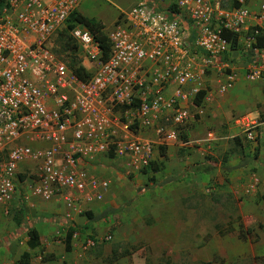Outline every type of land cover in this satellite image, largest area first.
I'll list each match as a JSON object with an SVG mask.
<instances>
[{
    "label": "built area",
    "instance_id": "1",
    "mask_svg": "<svg viewBox=\"0 0 264 264\" xmlns=\"http://www.w3.org/2000/svg\"><path fill=\"white\" fill-rule=\"evenodd\" d=\"M83 1L0 0L5 214L18 191L26 201L70 208L101 202L110 181L89 172L100 156L109 154L140 174L155 148L211 153L214 132L193 136L199 110L240 80L264 84V0H135L102 30L109 43L105 58L91 31L82 25L70 31L80 61L70 68L54 52V37ZM234 123L237 136L252 144L264 129L258 119ZM95 244L87 240L83 249Z\"/></svg>",
    "mask_w": 264,
    "mask_h": 264
},
{
    "label": "crops",
    "instance_id": "2",
    "mask_svg": "<svg viewBox=\"0 0 264 264\" xmlns=\"http://www.w3.org/2000/svg\"><path fill=\"white\" fill-rule=\"evenodd\" d=\"M132 1L135 2V0ZM234 60H237V58H234ZM208 80L210 82L213 81L214 76L210 75ZM263 86L264 84L252 85L244 80H240L225 95L218 96L214 94L215 101L211 108H205L204 106L203 110H199V106L192 105L194 111H200V116L196 119L194 129L198 133L193 130V136L195 133L199 136L202 135L203 131L205 129L208 130L209 127L219 130L216 136L220 140L214 144L212 143L210 148L213 149L216 156L222 155V159H224L223 168L216 170L220 166L219 160H217L218 162H205L204 153L201 149H182L178 147L155 148L148 170L144 173L133 174L132 186L126 192L127 194L124 193L125 196L115 197L122 201L134 199L136 202L138 201V204H112L110 199L106 197L110 191V186L109 191L104 197V201L98 204L95 202L92 204H79L75 208H70L64 203L41 204L40 213L36 216L38 220L33 222L35 218L33 220L27 218L28 222L26 221L29 226L33 224L30 226V231L34 230L37 233V245L44 249V253L55 252V254H61L63 252L68 255L71 254L70 256L73 258L78 257V259H82L85 254L81 250L85 241L104 236L112 237L109 231L113 230L114 236H118L119 240L132 241L134 239L131 231L132 225L138 224L137 219L134 218V214H130L134 207L138 209V206L140 208L141 206H148L151 215L155 217L159 216V210L163 206L162 209L170 207L180 210V222H184L182 214L185 212H192V218L189 219V214L186 223L187 228H183L180 232L168 233L167 231H162V235L159 234L158 239L154 240L148 236V241L160 242L156 245V248H151L152 252L156 253V259L154 262H149L148 260V264H184L188 263V257L195 264L205 261L206 257L204 255L213 256L215 254L228 259L235 257L234 264H264V253L260 255L258 252L259 249H264V204L237 203L230 196L232 202L236 203V213L241 216L244 229L241 230L240 225L242 224L235 217L234 223L231 222V224L233 223L232 230L226 231L220 229L213 232L211 238L215 240V243H208L209 248L207 247L201 252L199 250L201 242L199 227H201V224H205V222L212 224L218 222L221 218L204 219L203 215L201 216V214L197 213L198 208H201V204H196L197 195L195 194V188L191 189L193 185L199 184L202 186L201 191H203L205 186L212 187L211 184H214L215 191L220 190L217 191L219 194L227 196L228 188L234 197L237 194L242 196L246 189L253 192L255 187L258 186L257 189L260 196H255L254 199H264V129L261 132L259 130V136L254 144L256 145L258 154L253 160L248 159L245 153L242 154V152L229 149L231 141L236 138V135H239V130L234 123L235 119L246 117L262 120L259 116V110L260 106L264 104ZM114 164L115 168L120 167V161ZM245 164L250 165L255 171L250 170L252 173L250 171L248 173L245 172L250 167L244 166ZM105 165H108L107 161H105L104 156H100L92 163L89 172L97 178L112 181L113 171L109 170L107 172L102 170ZM252 181L256 183L254 189H250ZM176 187L177 189H175ZM144 189L153 190L156 196H158L157 198H161L162 200L156 198L150 201L148 196V198L143 197L144 200L147 199L145 204H140L138 200L139 196L148 194L147 190L143 191ZM190 195L193 197H189ZM183 198H188L192 204H184ZM163 200L168 204H156L159 201L163 203ZM28 205L31 209L34 206H38L32 201ZM212 205L217 206L221 204L215 203ZM214 208L223 210L224 206ZM110 211L114 212L108 215ZM104 212H107L105 218L94 219ZM160 214L165 215V211ZM254 220H256L255 226H258V228H254L255 226L251 227ZM226 222L228 223L227 220ZM150 223L151 228L158 232L152 224V220H150ZM225 227L227 228V226ZM69 232L72 233V237L69 244H66V234ZM219 233L222 234L218 235ZM165 234L170 236L169 240L176 242L173 246H170L169 243H164ZM135 238L140 240L146 239L143 235L135 236ZM20 239L21 237L14 238L8 235L2 241L0 237V264H4L8 258L12 259L15 257L19 260L22 254L29 253L30 250L27 246L30 241L29 235L24 239L22 238V240ZM111 239L113 240V237ZM224 239H228L227 242H233L229 245V249L234 248V251L227 250L225 246L224 248L221 247L219 243ZM213 240L210 239L211 242ZM240 243H247L249 245V252L240 253ZM151 245L153 246V243ZM148 247L150 248L149 245ZM186 254H188L187 258ZM173 256L181 258L179 261L170 262L168 258H172ZM138 257H140L138 251L132 252L129 250V252L126 251L124 253H116L114 251L113 259L111 261L107 260V262L108 264H147V260L144 257ZM256 258L258 259L255 262ZM36 259V261L30 259L27 264H38L39 258ZM95 263H99V261L96 260ZM207 263L213 264L212 261H207Z\"/></svg>",
    "mask_w": 264,
    "mask_h": 264
},
{
    "label": "rangeland",
    "instance_id": "3",
    "mask_svg": "<svg viewBox=\"0 0 264 264\" xmlns=\"http://www.w3.org/2000/svg\"><path fill=\"white\" fill-rule=\"evenodd\" d=\"M134 4L135 2L132 0H84L81 5V8H79L78 13L81 14V16H83L84 18L92 19V20H95L96 22L103 24L105 26V29L109 30L114 25L119 15L121 13L129 11ZM65 32L66 33H63L62 37H57L53 44H54V52L56 53V55H58L60 58H62L67 63L71 61V58L75 57L76 53H74L73 51L75 52L77 51L78 53V50H77L76 44L72 40H69L70 38L69 30L67 29ZM67 41L71 48L68 53L65 52L63 49V42L66 43ZM259 114H260L259 115L260 118H264V104L260 106ZM205 130L203 131L202 135H200V137L204 136L206 132L208 131L214 132L217 135L219 133V130H217V128H214V127H209L207 131ZM194 131L198 133L196 130ZM218 140L220 139H218L217 137V140L214 143L218 142ZM229 149L235 150V151L241 150V152L242 153L244 152L246 154V157L250 160H253L255 158V155L258 154L256 151L257 150L256 145L248 141L247 142L241 141L239 145H237V143L234 142V140H232L231 146L229 147ZM104 159L105 161H107L108 165H105L104 169L102 168V170L107 171V172L111 170L113 171V174H114L112 178L114 181L113 180L110 181V191L106 195L107 199H110L112 204H133V203L138 204V201L136 202V200L134 199H130V201L128 199L127 201H122L121 199L118 200L117 198H115L117 196H125L124 193L127 194L126 192L132 186L133 174H131L128 171L125 165V162L119 159H115L113 158V156L109 154L105 155ZM204 160L205 162H209V161L215 162L219 160L220 166H218L216 170H219L223 168L224 166L222 155L216 156L213 150L211 153H206L204 155ZM119 161H120V167L115 168L114 163H118ZM246 165L247 164H245L244 166ZM124 166L126 169L124 168ZM247 166H250V165H247ZM250 170L255 171L250 166L248 167V170L245 172L248 173ZM250 173L252 172L250 171ZM253 183H251L250 185H252ZM211 185L212 187L205 186L203 188V191H201L202 186L199 184H195L191 187V189L195 188V194L197 195L196 204H201V208H198L197 213L201 214V216L203 215L205 217L204 219L206 218L215 219L216 217L221 218L220 220H218V222H214L213 224L210 222H205V224H201V227H199V230L201 232V242H200L199 250L201 252L205 248H207L209 244L215 243V240L211 238L213 235V232L219 231L220 229H223L226 231L232 230V224L234 223L235 217L242 224L240 225L241 230L244 229V225L241 221V216L236 213V207H235L236 203L232 202V200L230 199V196L237 203L245 202L244 204H264V199H258V200L254 199L255 196H260L258 194V189H257L258 186L257 187L254 186L255 187V190H254L255 192L253 191L254 193L250 191L249 189H246L242 196L237 194L233 197V194L230 193V189L227 188L228 194L227 196H224L223 194H219L217 192L220 190L215 191L214 184H211ZM175 189H177V187ZM145 190H147L148 194H146L145 196H142V195L139 196L138 200L140 201V204H145V201H147V199L144 200L143 197L148 198L149 196L150 201H153L158 197L153 192V190L144 189L143 191ZM189 197H193V196L190 195ZM188 198H183L184 204H192L191 201L188 200ZM157 199L162 200L161 198H157ZM31 201L34 202V204H37L38 206H34L31 209V207H29L28 205L31 203ZM163 201H164L163 203L162 201H159L156 204H168L167 202H165V200ZM213 202L217 204H221V205L213 206L212 204H215ZM59 203L61 202L52 201V202L46 203V202H43L35 198L29 199L28 201H26L22 198V194L20 191L16 192V195L13 198V201L9 205L8 213L5 214L4 210L0 209V237L2 241L8 235H11L14 238L21 237L20 240H22V238L24 239L30 232V226L33 225L32 224L29 226L26 223L27 218H30V220H33L35 218L33 222H36V220H38L36 216L38 213H40L41 204H59ZM219 206H224V209L219 210L217 208H214V207H219ZM162 207L160 208L159 212L162 213L165 211V215L158 213L159 216H155V217L151 215L150 209L148 206L147 207L141 206V208L140 206H138V209L137 207H134V209L131 210L130 214L133 213L134 218H136L138 222V224L132 225L131 231L134 236V239L132 241H128V240L124 241L122 239L119 240V237L118 236L115 237L113 234V230L111 229L112 231H109V232L111 236L113 237V240L112 239L108 241L104 240V238H107L106 236L102 238L98 237L97 239H91V240H94L96 244L94 247L87 249V250L83 249L84 248V245H83L81 251H83L85 255L83 256L82 259H78V257L73 258L70 256L71 254L68 255L63 252L61 254H57V253L55 254V252L44 253L43 248H41L37 244L30 247L28 245L29 244L28 242L27 246L30 250L29 253L22 254L19 260L16 259L15 257L12 259L8 258L4 264H22L24 261H26V259L27 261H30V259L36 261L37 260L36 258H39L38 264H108L107 260L108 261L112 260V257H114V251H116V253H121V252L124 253L126 251L129 252V250H131L132 252L138 251L139 256H140L138 258L144 257L147 260V264H148V260L149 262H154V260L156 259V253L152 252L151 248L152 247L156 248V245H158L160 242H150L148 241V236H150L154 240V239H158V236H160L159 234L162 235V231H165V232L167 231L168 233H176L178 231L180 232L182 231L183 228H187L186 223H187L189 214H190L189 219L192 218V212L190 213L185 212L182 214V217H183L182 220L184 222H180L179 220L180 213H181L180 210L172 209L170 207H168V209H165V208L162 209ZM141 210L143 211L140 212ZM121 213H122V210H121ZM150 220H152V224L155 226V229L158 232L154 231L151 228ZM226 220L228 221V223L226 222ZM141 221H143L144 224ZM231 222L233 223L231 224ZM255 222L256 220L253 221L251 227H254L256 225ZM225 226H227V228ZM254 228H258V226H255ZM140 234L146 237V239L140 240V239L135 238V236L136 237L141 236ZM221 234L222 233H219L218 235H221ZM164 236H165L164 243H169L170 246H173V244L176 243L175 241L169 240L170 236L168 234H165ZM210 239L213 240V242H211ZM227 240L228 239H224L220 241L219 244H221V247L223 248L224 246L227 247V250L234 251V248L229 249V245L232 244L233 242H227ZM152 243H153V246L151 245ZM148 245L150 246V248L148 247ZM239 245L241 247V248L239 247L240 253H245L246 251L249 252V245L247 243L245 244L240 243ZM258 252L261 255L264 253V249H259ZM208 254L210 255L209 251H208ZM24 255H26L27 257H23ZM187 257H188V254H186V258ZM204 257H206L205 261L200 262V263L198 262L195 264H203V263H207V261H212L213 264H234L235 263V257L228 259V258H222L217 254L213 256L204 255ZM180 258H178L177 256H173L172 258H168V260L170 262H174V261H179ZM257 259L258 258L255 259V262ZM96 260H98L99 263H95ZM190 260L191 259L188 257V263H184V264H193ZM252 260L254 261V259ZM184 262H186V260H184Z\"/></svg>",
    "mask_w": 264,
    "mask_h": 264
},
{
    "label": "trees",
    "instance_id": "4",
    "mask_svg": "<svg viewBox=\"0 0 264 264\" xmlns=\"http://www.w3.org/2000/svg\"><path fill=\"white\" fill-rule=\"evenodd\" d=\"M79 10H76L70 17L69 19L67 20V23L66 25L64 26V28L62 29V31H59L54 39H56L57 37H62L63 33H66L65 31L68 29L69 30V40H72L73 39L71 38L70 36V31L77 25H82L84 26L85 28H87L89 31H91L96 39L99 41L100 45H101V48L103 49L104 51V58L107 56V51L109 49V43H108V40H107V37H106V33L107 32H102V30H105V26L99 22H96L95 20H92V19H87V18H84L83 16H81V14L78 13ZM55 41V40H54ZM74 42V41H73ZM63 49L65 52H69V50L71 49L70 46H69V43L68 41L65 43L63 42ZM75 50V49H74ZM78 50V49H77ZM74 53H77V51H73ZM80 61L76 60L75 57L71 58V61L70 62H67V64L69 65L70 68H75L78 64H79ZM70 63V64H69ZM264 91V90H263ZM202 99H203V93H200L198 94L194 100H193V104H195V106H201L202 104ZM204 108V106H203ZM263 121H264V118H261ZM196 124V123H195ZM193 127V128H192ZM192 130L195 129V126H191ZM183 139H186L187 138V134H183L181 136ZM241 141H245V138L243 137H236L234 139V142L237 143V145H239V143ZM163 149V148H162ZM239 151V150H237ZM241 152V150L239 151ZM244 153V152H243ZM242 153V154H243ZM255 157H257V155H255ZM223 160V163H224V159ZM114 211H110L108 212V215L109 213H113ZM107 216V212H104L102 213L100 216L94 218L95 220H99V219H102V218H105ZM18 222V221H17ZM29 237H30V241H29V246L32 247L34 245L37 244V233L34 231V230H31L29 233H28ZM71 237H72V233H67L66 234V244H69L70 240H71ZM69 250V249H68ZM23 257H27L26 255H24ZM113 259V257H112ZM27 259L26 261L23 262V264H27ZM205 264H210V263H205Z\"/></svg>",
    "mask_w": 264,
    "mask_h": 264
},
{
    "label": "clouds",
    "instance_id": "5",
    "mask_svg": "<svg viewBox=\"0 0 264 264\" xmlns=\"http://www.w3.org/2000/svg\"><path fill=\"white\" fill-rule=\"evenodd\" d=\"M236 137H238V136L236 135ZM245 141H246V140H245ZM148 168H149V167H148ZM147 170H148V169H146L145 171H143V173L146 172ZM105 180H106V179H105ZM108 181H109V180H108ZM109 186H110V185H109ZM108 191H109V189H108ZM108 191H107V192H108ZM107 192L105 193V195L107 194ZM105 195H104V197H105ZM30 199H33V198H30ZM102 201H104V198H103ZM102 201H101V202H102ZM46 203H48V202H46ZM61 203H62V202H61ZM98 203H100V202H98ZM104 239H105V238H104ZM89 240H91V239H89Z\"/></svg>",
    "mask_w": 264,
    "mask_h": 264
}]
</instances>
